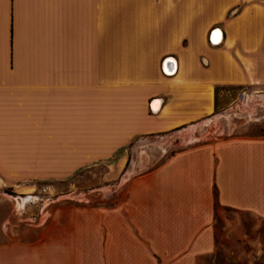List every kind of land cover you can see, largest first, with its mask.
I'll use <instances>...</instances> for the list:
<instances>
[{"label":"crops","instance_id":"1","mask_svg":"<svg viewBox=\"0 0 264 264\" xmlns=\"http://www.w3.org/2000/svg\"><path fill=\"white\" fill-rule=\"evenodd\" d=\"M263 82L264 0H0V182L120 171L135 142L167 147L211 115L214 88ZM123 191L88 226L59 208L35 239L0 245V264L208 254L216 206L264 214V139L185 147Z\"/></svg>","mask_w":264,"mask_h":264},{"label":"rangeland","instance_id":"2","mask_svg":"<svg viewBox=\"0 0 264 264\" xmlns=\"http://www.w3.org/2000/svg\"><path fill=\"white\" fill-rule=\"evenodd\" d=\"M214 92L211 115L166 136L167 147L160 148L162 142L139 147L134 156L129 147L120 171L114 164L97 165L63 182L30 181L21 189L0 182V245L20 238L35 239L61 207L76 208L78 220L87 226L92 220L99 223L101 210L123 199V185L130 176L156 167L166 156L185 147L264 139V82L218 87ZM135 163L134 171L131 166ZM256 206L261 209L259 201ZM211 226L214 247L208 254H194L187 261L162 260L153 255L134 264H264V214L216 206ZM96 235L100 236V228L93 229ZM90 262L101 264L100 259Z\"/></svg>","mask_w":264,"mask_h":264},{"label":"water","instance_id":"3","mask_svg":"<svg viewBox=\"0 0 264 264\" xmlns=\"http://www.w3.org/2000/svg\"><path fill=\"white\" fill-rule=\"evenodd\" d=\"M215 31H219V30L216 29V28H214V29H212V30L210 31V33H209V35H208V41H209L210 44H212V42H211V35H212V33L215 32ZM219 32H220V31H219ZM219 42H220V41H219ZM219 42H218V43H219ZM218 43H216V44H218ZM216 44H215V45H216ZM171 61H172V60L169 59V58L164 59V61H163V67H164L165 64L167 65V67H171V66H172ZM172 62H173V61H172ZM156 142H158V140H148V139L140 140V141L135 142L134 145L132 146V149H131V155L133 154V156H134L135 148H136V147H141V146L148 145V144H152V143H156ZM133 156L130 157V160H131V158H132ZM133 158H134V157H133ZM130 162H132V160H131Z\"/></svg>","mask_w":264,"mask_h":264},{"label":"bare ground","instance_id":"4","mask_svg":"<svg viewBox=\"0 0 264 264\" xmlns=\"http://www.w3.org/2000/svg\"><path fill=\"white\" fill-rule=\"evenodd\" d=\"M214 39L216 41H214ZM220 39H221V34H220L219 31H215V32L212 33V35H211V42H212L213 45H215L216 43H218L220 41ZM171 63L173 64V62H171ZM166 67H167V65H166ZM172 67H173V65L171 67H168V69L166 70V73L169 74V70H171Z\"/></svg>","mask_w":264,"mask_h":264},{"label":"trees","instance_id":"5","mask_svg":"<svg viewBox=\"0 0 264 264\" xmlns=\"http://www.w3.org/2000/svg\"><path fill=\"white\" fill-rule=\"evenodd\" d=\"M217 88H214V91L216 90ZM215 93V92H214ZM215 107V106H214Z\"/></svg>","mask_w":264,"mask_h":264}]
</instances>
